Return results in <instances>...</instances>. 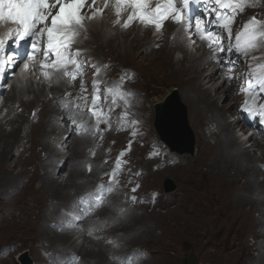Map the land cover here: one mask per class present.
<instances>
[{"label": "rangeland", "instance_id": "374dc122", "mask_svg": "<svg viewBox=\"0 0 264 264\" xmlns=\"http://www.w3.org/2000/svg\"><path fill=\"white\" fill-rule=\"evenodd\" d=\"M108 16H110V13H108L106 17ZM110 17L117 20V17L115 18L113 15ZM120 24L121 23L118 24V28H120ZM104 28L112 33L117 31L107 25H104ZM168 31L169 28L166 32V36H162L163 38L166 39L167 36H169L170 32ZM90 33L89 30L85 32L84 37L79 41V47L84 46V44L93 37ZM171 38L173 42H176L174 40V38L176 39L174 35ZM85 49L88 56L110 63L115 73L117 74L119 72L118 76H124L125 74L133 75V79L128 82V87L134 89L135 92L131 108L134 106L133 114L135 111L136 117L141 121L146 131L143 140L147 141V143L145 141H140L136 145L133 152V167L135 172L139 169L144 170L142 179L143 185L140 190L141 194L147 197H150L154 192L160 194L159 201L156 205L149 206L144 204L139 206V204L136 203L138 205H132L129 209L123 207L126 208L125 213L120 211L113 220H110V218H112V213L105 214L106 210L103 212L101 211V214L95 215H102L105 219L104 223L98 225L99 229H104V231L99 234L107 232L119 240L120 246L116 251L117 253L136 249L142 250L146 257L145 264H185L186 256L189 254L190 250L193 251L197 257L198 264H255L256 260H254V258L261 257L264 259V176L261 174L258 161L253 162L254 168L251 169H249L250 166H248L249 164L246 161L241 159L243 163L237 160L235 161L232 157L238 158L234 154H236L235 152L239 147H236L234 144V150L226 155L227 160H222L223 163L221 165L223 168H226L225 171L220 172L217 170V167L212 168L214 175L208 177L206 175V168H208L209 165L206 163L187 169L184 174L183 172H179L178 166H176L179 164V159L183 156L190 158V160L194 158L201 149V141L199 132L192 122L193 112L191 105L186 101L184 95L180 93L178 88L179 85L174 81V77H171L168 72H154V67L149 64V58L145 61H141L138 58L124 59L117 56L115 53L113 54V52L107 48L96 50V48L87 47ZM197 50H199V52L196 51L195 55L189 53L186 49L176 50L175 58H182L187 52L191 56L198 57L203 53V48L199 47ZM181 53L183 54L182 56ZM210 70L211 68H209L208 71L210 72ZM216 79L218 80L217 84L220 85L218 76H216ZM28 81L26 84H31L30 87H32V84L34 86H45L44 83L40 84L33 83L31 82L32 80ZM7 83L9 84V91L7 95L4 96L5 98L9 96L12 88L11 85L17 86L16 80L13 78L9 79ZM222 85L226 86L225 84ZM64 86L65 84L61 87L62 93H65ZM173 89L178 90V95L188 108V119L196 137L194 154H181L179 151H172V147L160 137L157 131V108L155 104L161 100V102H164L165 97L171 94ZM227 93L228 95H222V101L224 100L223 103H231V105L228 106L231 112H228L225 116L228 120V117H233L239 106L240 99L234 95V91L231 89H229ZM20 96H22L24 101L32 100L36 97L32 93L21 94ZM49 96L51 97V95H39V98L42 101H49V99H51ZM17 104L12 116L20 113L21 115L30 116L32 119H30L31 121H38L39 115L36 116V111L34 110H37L38 113H43V106L25 110L24 108H20L19 103ZM6 108L8 111L10 110L9 106H6ZM8 113L9 112H7V114ZM202 114L208 117L209 124L207 126L210 127L208 133L211 131L219 132L216 129L218 123L212 119V114L208 110L203 111ZM44 115L49 117V114L46 112ZM1 119L2 118H0V120ZM232 123L234 124V122ZM238 126L239 125L236 123L235 128L234 124V132L239 142L242 143L243 147L249 150V153L251 152L250 154L253 155L256 153V159H258V156L260 158L261 152L258 150L260 145L253 146L255 149L250 147L249 139L245 140L246 138L240 133ZM5 127L8 130L12 129V125H7ZM56 130V133H60V137L59 140L55 142V147L57 146V148L54 153L56 154L55 156L59 155L63 163L60 162L56 164L58 167L57 171L54 169L56 166L50 167L51 169H49L52 172L59 173V167L66 165V158L70 154V151L66 148V142L63 141L65 130L61 128V125L59 127L57 126ZM121 135L122 134H120V136ZM47 138H50V136ZM117 138H119L117 145H114V140H112L116 139L115 137L110 138L108 145L116 146V149L124 147L123 143L126 140V135L124 137L117 136ZM72 139L73 137L71 135L69 141ZM251 139L253 140V137ZM156 141L159 142V145L166 146L174 159L173 161H163V164L167 166L160 167L163 171V177L160 179L158 178L159 181L157 184H155L157 179L154 176L151 175L146 177V171L150 169L157 171L159 168V161L154 160L151 162V159H148L147 161L150 163L147 164L144 160V152L149 143H155ZM179 146H182L183 149L186 147L182 142L179 143ZM260 147L262 148V146ZM43 149L42 145L37 147L40 156L43 159H47L48 152ZM100 150L99 148L98 151L100 152ZM110 150V148L105 150V153L99 158L100 161L88 160V162H96V166L100 167L99 163L105 155L110 154ZM190 160H185L183 164H187ZM230 160H232L231 166L227 168L230 163L227 161ZM174 161H177V163H174ZM261 162H264V158L261 159ZM82 163L81 168L82 171L85 172L87 170V165L84 169L85 161ZM75 165V162H70L65 166L64 175L66 177L68 176L67 171H73ZM21 169L26 171L21 184L18 186L21 188V191L10 194L7 200L0 205L5 216L9 220L16 222L15 227L10 226L7 229H0V264H25L27 260H31V264H52L49 263L52 253L45 250L49 249L54 251L56 250L55 248L63 247L64 245L55 242L54 239L52 240V234L44 232L43 229L49 227L53 228V226H58L63 229V223L77 221L78 219L74 218L75 216L65 211L67 203H75L79 194L93 188L99 181H102V170L100 174L97 175L98 179L96 178L93 186L88 185L81 187L82 189L73 190L68 194L69 200L71 199L70 201H66L65 199L59 201L58 199L49 197V195L55 197L53 194L46 193L44 180L41 176L36 175L37 167L35 163L31 162L21 166L17 171H21ZM172 171L178 173L173 174ZM40 172L41 174L44 173L43 168H41ZM65 176H61L60 181H62L63 178L66 179ZM85 180L86 178H82L79 181L82 182ZM129 180L130 179H128V181ZM25 187H29L26 192L23 190ZM173 187V191L167 190V188ZM63 191L66 193L68 190L64 189ZM127 191H130V187L127 188ZM183 191L191 192L194 198H189V200L184 203L181 210H175L173 212L175 214L171 213L169 216L165 217V219H171L170 221L172 222V226L174 224V227L162 225L161 218L156 214L157 212L159 213L157 210L158 204H161L162 209L166 206L173 205V200L179 198ZM44 196L46 202L50 206L54 204L58 205L57 213H51L50 210H46L45 203L43 202ZM121 196L125 198L124 201L120 198L119 194H116L111 200H108L105 208L111 210L112 208H116L118 204L121 206L124 203L129 206L130 202H126L129 195L122 192ZM194 199L200 201V205L198 208L194 206L190 213L191 215H189L187 206H189L190 203L193 204ZM6 202L10 204L5 205L4 203ZM31 210H34V212L28 214ZM181 213L187 218L190 216L188 222L182 223L177 220L183 216ZM65 217L68 219L65 220ZM83 222L86 223L83 227L84 229L91 226L88 219L83 220ZM9 223L11 222L7 224ZM58 233L61 234V232ZM83 233L85 232H82V234ZM99 241L102 242L104 246H107L103 241ZM83 243V238L79 234L76 240L70 244V249L74 250L75 247H80ZM85 245L90 246L91 243L86 242ZM98 246L102 247L100 244ZM102 248L107 252H104V259L102 257L99 258V256H97V258H86L80 250V252L78 251L77 253L83 257L82 260L85 264H117L110 260L107 248Z\"/></svg>", "mask_w": 264, "mask_h": 264}, {"label": "snow or ice", "instance_id": "6c2138e0", "mask_svg": "<svg viewBox=\"0 0 264 264\" xmlns=\"http://www.w3.org/2000/svg\"><path fill=\"white\" fill-rule=\"evenodd\" d=\"M99 3L100 0H90V2L89 0H0V27H5L9 23L15 25L14 28H8L0 37V78H3L9 69L18 68L20 65L25 72H33L30 63L39 67L38 78L42 77L50 86L54 81L58 83L61 79L71 83L78 76L82 77L89 62L87 59H80L84 50L73 49V45L86 30V21L94 20L98 15L103 16L110 0H104L103 8L97 7ZM111 3L118 18L115 23H120L119 18L125 12L129 13L122 25L124 28L139 21L144 27L151 26L157 32H161L165 22L171 21L181 26L178 31L188 32L187 38L193 44L196 42L193 35L206 42L211 53L210 58L217 63L220 62L217 52L235 54V59L229 58L232 67L238 66L243 60L248 66V71L238 77L228 76L227 79L231 81L235 78L245 85L239 89V92L246 96L241 111L250 116H258L259 122L264 123V104L257 105L258 100L264 99L262 95L264 94V57L251 55L257 50L264 49V19H258L253 15L242 23L241 30L235 35L232 30L237 15L247 8L264 7L262 0H156L155 7L152 6L153 0H111ZM192 5L197 6L198 13L202 15L197 14L193 19ZM10 42L14 45L11 49ZM38 55L42 57L39 61L36 60ZM91 67L95 68L96 75L99 76L102 69L96 68L95 65ZM122 84L123 77L120 81H114L113 87H105L102 92L101 81L97 79L91 83L90 102L87 95H78L75 98L82 103H76L75 100L61 101L62 107L70 112L68 120L76 126L78 132L82 131L94 136L101 130L99 128L101 123L108 125L110 130V114L114 107L118 106L116 98L124 100L126 108L129 106L126 96H130L131 93L122 92L120 90ZM80 91L87 93L83 80ZM66 95L71 96V93ZM109 97L112 98L111 103L105 110L101 101L102 98L107 101ZM123 115L127 116L128 113L125 111ZM77 117L85 119L78 123ZM90 120H94V123L87 125V121ZM132 123L135 125L137 122ZM121 128L122 125L118 126L117 130ZM136 134L133 131L132 135ZM92 155H95V152H92ZM122 163L126 162L118 159L112 173H105L110 176L107 185L101 183L78 197L74 208L79 209L81 214L74 218L82 220L106 203V195L114 192L115 185L119 183L117 176ZM91 170L89 166L88 171ZM138 187L139 184L131 191L136 192ZM130 199L135 202L137 197L131 196ZM76 260L78 257H70L67 259V264H75ZM52 264H65V258H54Z\"/></svg>", "mask_w": 264, "mask_h": 264}, {"label": "bare ground", "instance_id": "6f19581e", "mask_svg": "<svg viewBox=\"0 0 264 264\" xmlns=\"http://www.w3.org/2000/svg\"><path fill=\"white\" fill-rule=\"evenodd\" d=\"M110 16L106 17L103 15L100 20L94 19L87 21V26L93 37L89 39V41L86 42L81 49L90 47L96 48V50H103L104 48H107L112 51L113 54L115 53L117 56L124 59L138 58L141 61H145L149 58V64L154 67V72H168L171 77H174V81L179 85L178 88L180 93L184 95L186 101L191 105L193 112L192 122L199 132L201 141V149L194 158H191L190 160V158L183 156L179 159V161L177 159L179 164L176 166H178L179 172H183L184 174L187 169L206 163L209 165L208 168H206V175L208 177H212L214 175L212 168L217 167L218 171H225L226 168H223L221 165L223 163L222 160H227L226 155L234 150V144L236 147H239L235 152L236 154H234L238 158H232L235 159V161H240L241 163H243L241 160L246 161L249 164L248 166H250L249 169L254 168L253 162L257 158L256 153L252 155L250 154L251 152L249 153V150L243 147L234 132V124L228 121L225 117L228 112H231V110L228 109V106H230L231 103H223L224 100L222 101V95H228L227 91L229 89L227 86L217 84L218 80L216 79V75L218 74V69H211L210 72L208 71L210 65L206 59V49L201 47L203 48V53L198 57L191 56L187 52L182 56V58L177 59L175 58L176 50L186 49V51H188V49L183 42L184 37L182 32L178 31V28L174 24H168L170 27L169 36H167L166 39H162L159 37V34L152 36L150 30L144 28L143 26H134L132 29L126 30L123 28L121 23L120 28H118V24L115 23L116 19L114 20ZM104 25L114 28L117 31L112 33L108 29L104 28ZM174 33L178 35L175 39L176 42L171 40V35ZM197 52H199V50H197ZM31 82L35 83L34 81ZM30 85L31 84H24L20 87L11 85L12 88L9 96L5 98L6 104L9 106L10 110L9 113L0 120V205L7 200V197L10 196V194L21 191V188L18 186L21 184L26 171L24 169H21V171L17 170L19 167L27 165L28 163L33 162L36 164V175L41 176L44 180L46 193L53 194L55 197L50 195L49 197L58 199L59 201L64 199L66 201L69 200L68 194L73 190H77L88 185L93 186V183H95L99 173L98 171L100 170V167L96 166L90 174H88L87 170L85 172L82 171L81 160H92L89 159L90 153L87 152L86 148H95V140L88 137L73 138L71 141H69V139L66 140V148L70 151V154L66 158V165L70 162L76 163L73 171H67V177L64 175L66 165L59 167V173H55L50 170L52 167L56 166L54 169L57 171L58 167L56 164L62 162L59 155L55 156L56 154L54 153L57 148V146L55 147V142L58 141L60 137V133L55 132L57 128L56 121L61 118L62 113L58 108H56L52 98L49 99V101H42L39 98V95H50L51 93L59 94L62 90L61 87L64 84L55 87H50L46 84L42 87L34 86L33 84L32 87H30ZM28 93H32L36 97L32 100L24 101L20 95ZM17 103L20 104V108H24L25 110L43 106V113H38L40 120H36L37 122L35 120V122L31 121L32 119L30 116H26L24 114L21 115L20 113L12 116L16 108L15 106L18 105ZM205 110H208L212 114V119L218 123L216 125V129L219 132L211 131L208 133L210 131V127L207 126L209 124L208 117H205L202 114ZM45 112L49 114V117L44 115ZM7 125H12V129L8 130L5 127ZM66 133L67 131L64 132V134ZM49 136L50 138H47ZM123 136L124 134L121 136L119 134V137ZM252 137L253 136L250 137L249 142L252 141ZM69 138H71V136ZM39 145H42L48 152L47 159H43L40 156V152L37 150ZM260 149L261 152L264 153V148L260 147ZM187 159L190 161L184 165L183 163ZM147 160L148 159L145 161L149 164L150 162ZM227 162H230L227 166V168H229L232 160ZM41 168L44 170L43 174L40 172ZM172 172L173 174L178 173L176 171ZM162 174L163 171L160 167L157 171L151 169L146 171V177L152 175L157 179L155 184L158 183V178L160 179L163 177ZM61 176H65L66 179L63 178L62 181H60ZM201 177L203 179L202 175ZM82 178H86V180L80 182L79 180ZM28 189L29 187H25L23 190L26 192ZM64 189H67L68 191L65 193V191H63ZM189 198L193 199V194L189 191H183L179 198H175L173 200V205L166 206L165 208L163 207L164 209H162L161 204H158L159 206L157 210L159 213L157 212L156 214L161 218L162 225L171 227V219H165V217L169 216L175 210H181L184 203H186ZM43 202L45 203L46 210H50L51 213H57L58 205L54 204L50 206L46 202L45 196ZM107 202L108 199H106L105 205ZM4 204L9 205L10 203L6 202ZM191 204L192 203H190L189 206H187L188 204L186 205L189 215H191L190 213L192 212L194 206L195 208H198L200 201L194 199L193 204ZM123 206H127L126 203L121 205L122 208ZM117 207L114 209L112 208L111 210H107V208L104 207L101 211L103 212L106 210L105 214L112 213V218H110V220H113L120 212ZM101 211L97 214H101ZM32 212H34V210H31L28 214H31ZM67 219L68 218L65 217V220ZM85 219L87 218L85 217L82 220H77L82 227L86 225V223L83 222ZM189 219L190 216L187 218L183 215L177 220L185 223L188 222ZM5 222L11 223L7 224ZM10 226L15 227L16 222L9 220L0 208V229H7ZM172 227H174V224ZM43 231L48 234H52V240L54 239L55 242L64 246L67 245L71 239H73V236L69 234V231L66 228L62 229L61 234L51 227L44 228ZM85 234L86 233H81L80 236L83 238L84 243L80 247H75V253L80 250L86 258H97V256H99V258L102 257L104 259L105 251L102 247H106L107 251L111 252L112 248L109 245L104 246L99 240L92 238L88 239ZM86 242L91 243V245L86 246ZM99 244L102 245V247L98 246ZM254 260H256L255 264H264V259L261 257L254 258ZM145 263L146 261H143L140 264Z\"/></svg>", "mask_w": 264, "mask_h": 264}, {"label": "water", "instance_id": "95a60500", "mask_svg": "<svg viewBox=\"0 0 264 264\" xmlns=\"http://www.w3.org/2000/svg\"><path fill=\"white\" fill-rule=\"evenodd\" d=\"M156 106L158 110L156 127L161 138L172 147V150L193 154L196 143L195 135L189 124L187 106L181 101L177 89L167 95L164 102ZM180 142L186 145L184 149L179 146ZM173 189L174 187L167 190ZM185 264H198L193 251H189Z\"/></svg>", "mask_w": 264, "mask_h": 264}, {"label": "clouds", "instance_id": "9594fccd", "mask_svg": "<svg viewBox=\"0 0 264 264\" xmlns=\"http://www.w3.org/2000/svg\"><path fill=\"white\" fill-rule=\"evenodd\" d=\"M175 34V33H174ZM174 34H172V35H174ZM183 54L181 53V56H182ZM210 63V62H209ZM216 76H218V78H219V75H216ZM220 80V79H219ZM222 84H225V83H222ZM221 84V85H222ZM226 86L228 85V84H225ZM229 87V86H228ZM229 89H231V88H229ZM180 97V96H179ZM180 99H181V97H180ZM182 101V100H181ZM239 104H240V102H239ZM238 104V105H239ZM188 109V108H187ZM157 114H158V110H157ZM189 115V114H188ZM156 123H157V118H156ZM189 124H190V122H189ZM235 124V128H236V123H234ZM239 126H240V124H238ZM191 126V125H190ZM238 126V127H239ZM193 130V129H192ZM242 130V135L246 138L245 140H247V139H250V138H247V133H248V129L247 128H242L241 129ZM251 130L252 131H259V136H257V137H253V140L251 141V142H249V146L250 147H252L253 148V146H256V145H260V146H262L263 148H264V125H261L260 123H258L257 122V125H256V127H251ZM157 131H158V129H157ZM194 132V131H193ZM158 133H159V131H158ZM159 135H160V133H159ZM194 135H195V133H194ZM161 137V136H160ZM196 138V137H195ZM250 143H252V144H250ZM196 144V143H195ZM260 146L258 147V150L261 152V150H260ZM253 149H255V147L253 148ZM174 151V150H173ZM264 158V153H262L261 152V157L260 158H258V159H256L255 161H258V163L259 162H261V159H263ZM168 189V188H167Z\"/></svg>", "mask_w": 264, "mask_h": 264}]
</instances>
